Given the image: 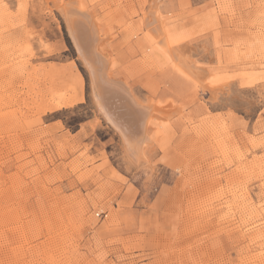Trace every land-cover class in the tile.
<instances>
[{
    "label": "rangeland",
    "instance_id": "374dc122",
    "mask_svg": "<svg viewBox=\"0 0 264 264\" xmlns=\"http://www.w3.org/2000/svg\"><path fill=\"white\" fill-rule=\"evenodd\" d=\"M62 5L152 108L145 163L99 113ZM261 175L264 0H0V264H264Z\"/></svg>",
    "mask_w": 264,
    "mask_h": 264
},
{
    "label": "bare ground",
    "instance_id": "6f19581e",
    "mask_svg": "<svg viewBox=\"0 0 264 264\" xmlns=\"http://www.w3.org/2000/svg\"><path fill=\"white\" fill-rule=\"evenodd\" d=\"M70 6L62 5L59 10L79 56L89 71L93 101L99 113L111 123L123 140L126 141L125 143L129 146L127 149L133 157L134 165H141L145 163L141 153L142 146L148 141L146 134L147 126L151 125V120L149 119L152 116V108L135 102L133 96L124 85L107 77V64L97 52V44L99 42L97 27L89 19L88 13L77 11L73 6ZM155 25L152 26L153 34L162 36L163 29L159 24ZM84 51L88 52L89 55H86ZM70 102L73 104L75 100L73 99ZM61 103L62 101L57 105V109L65 105ZM155 124L156 122L152 123V125Z\"/></svg>",
    "mask_w": 264,
    "mask_h": 264
},
{
    "label": "crops",
    "instance_id": "0c3cea01",
    "mask_svg": "<svg viewBox=\"0 0 264 264\" xmlns=\"http://www.w3.org/2000/svg\"><path fill=\"white\" fill-rule=\"evenodd\" d=\"M151 14H153L152 12L151 13H149L148 15L150 16ZM153 17L155 18V22H157V21H159V17L155 14V11H154V14H153ZM147 19V18H146ZM149 20V19H148ZM156 43H159V41H157ZM160 45V44H159ZM160 47V46H159ZM161 49H163L162 47H160ZM165 52V51H164ZM166 53L168 54V55H170V56H167V58L168 59H171L172 61H173V68H175L177 71H178V73L179 74H181V75H184V74H188L189 75V73H190V71H188L189 69H191L192 71L191 72H193L194 73V71L193 70H195L194 69V67L195 66H192V65H190V64H188L187 62H185V60L184 59H182V62L180 63V62H177L178 60H180L179 58V56H177V55H171V54H169L168 53V50L165 52V55H166ZM171 64H172V62H171ZM185 69V70H184ZM181 70H183V71H185V72H181ZM189 72V73H188ZM190 77H192V78H195L194 76H191V75H189ZM194 81V80H193Z\"/></svg>",
    "mask_w": 264,
    "mask_h": 264
}]
</instances>
